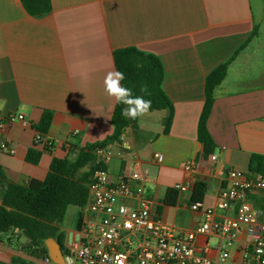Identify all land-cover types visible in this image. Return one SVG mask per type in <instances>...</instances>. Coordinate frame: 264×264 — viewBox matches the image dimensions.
<instances>
[{"label": "crops", "instance_id": "1", "mask_svg": "<svg viewBox=\"0 0 264 264\" xmlns=\"http://www.w3.org/2000/svg\"><path fill=\"white\" fill-rule=\"evenodd\" d=\"M263 5L264 0H52L49 14L33 17L21 0H0V123L10 114L24 115L23 121L0 131V143L14 150L8 154L0 149L8 181L23 187L43 181L54 159H74L78 150L114 134L117 103L104 92L103 80L108 71L118 70L116 51L137 48L157 56L164 66L163 89L174 107L170 131L165 133L167 111H148L137 129L125 130L121 144L107 147L108 155L97 154L98 161L106 164L115 183L137 167L152 214L177 233L195 230L205 220L202 211L191 208L195 185L206 184L202 202L215 208L228 185V171L252 173V156H264ZM246 43L215 91L208 129L216 149L206 154L198 128L207 78ZM46 111L53 120L43 139L52 142L51 149L38 142L36 129ZM31 149L42 152L36 165L27 161ZM157 153L163 155L161 163ZM189 162L194 163L191 172L185 169ZM178 184L186 191L178 190ZM171 189L178 194L168 203ZM248 199L264 224V191ZM76 209L83 218V209ZM237 209L219 211L215 220L235 218ZM78 223L73 236L82 220ZM19 235L14 232L13 245L8 238L0 240V264H14L16 258L54 264L27 253V240ZM227 242L218 235L198 237L212 259L229 251L224 264H244V253L251 249L247 227H241L231 247Z\"/></svg>", "mask_w": 264, "mask_h": 264}, {"label": "built area", "instance_id": "2", "mask_svg": "<svg viewBox=\"0 0 264 264\" xmlns=\"http://www.w3.org/2000/svg\"><path fill=\"white\" fill-rule=\"evenodd\" d=\"M23 120V114H10L0 123V131L4 132L9 123ZM40 140L52 146V142L38 135ZM0 149L14 153L5 141L0 143ZM97 154L109 152L106 148ZM155 159L161 163L163 155L157 153ZM216 159L217 155L213 154L212 160ZM193 168V162L185 167L187 172ZM227 176L228 185L221 190L215 208H205L203 202L191 205L192 210L204 213V222L193 231L177 233L152 214L151 201L143 186L145 178L137 167L119 183L111 180L108 170L95 171L87 185L88 201L83 209L82 226L66 246L69 251L66 259H73L77 264H224L230 252H222L216 261L207 254L208 248L198 243V237L222 236L231 247L237 232L246 226L251 249L247 248L244 253V264H264V224L254 203L248 199L251 193L264 191V175L230 169ZM176 188L187 189L182 184ZM129 201H135V206ZM233 206H238L235 218L215 220L217 212ZM46 262H52L50 257Z\"/></svg>", "mask_w": 264, "mask_h": 264}, {"label": "trees", "instance_id": "3", "mask_svg": "<svg viewBox=\"0 0 264 264\" xmlns=\"http://www.w3.org/2000/svg\"><path fill=\"white\" fill-rule=\"evenodd\" d=\"M24 8L33 17H42L52 11V0H21ZM244 44L234 56L226 63L217 67L206 81V103L202 112L198 137L204 145L205 153L212 154L216 144L208 129L214 103L215 91L224 82L228 75L230 64L235 60L240 51L246 47ZM116 66L125 74V80L121 83L133 89L134 95H140L141 84L146 83L151 92L145 99L151 100L149 111H167L164 120L165 133H169L174 117V107L163 89L164 66L161 60L153 55L144 53L137 48H124L115 52ZM122 104H117L112 122L114 134L102 142L90 145L78 150L74 159L70 156L64 159H54L47 177L43 180H32L28 187H23L8 181L0 166V240L8 238L10 245L17 243L14 232L27 240L23 249L38 259L49 257L46 240L56 239L62 246L65 255L69 251L65 245L66 234L61 226L66 217L69 206L84 209L88 201V183L92 174L99 170H107L104 162L98 161L97 151L106 149L111 144H121L122 135L128 128L137 129L139 118L131 120L121 115ZM53 114L44 112L36 129L39 134L45 136L51 126ZM43 143V140L39 141ZM46 149H51L49 144ZM42 152L31 149L27 155V161L38 164ZM250 171L264 175V156L254 154L251 158ZM206 192V184L199 182L195 185L192 202H202ZM176 189L168 192L166 202L169 203L171 195H177ZM82 220V212L78 216V224ZM8 235H10L8 237ZM16 245V244H15ZM14 264H27L21 259H14Z\"/></svg>", "mask_w": 264, "mask_h": 264}, {"label": "clouds", "instance_id": "4", "mask_svg": "<svg viewBox=\"0 0 264 264\" xmlns=\"http://www.w3.org/2000/svg\"><path fill=\"white\" fill-rule=\"evenodd\" d=\"M125 74L119 70L108 71L103 80L104 92L113 98L117 104H122L121 115L124 118L136 120L148 113L151 108V100L145 99L151 92L146 83L139 88L140 95H134L133 89L121 83L125 80Z\"/></svg>", "mask_w": 264, "mask_h": 264}, {"label": "rangeland", "instance_id": "5", "mask_svg": "<svg viewBox=\"0 0 264 264\" xmlns=\"http://www.w3.org/2000/svg\"><path fill=\"white\" fill-rule=\"evenodd\" d=\"M264 8V5H263ZM78 210L76 207H70L67 211L64 222L61 226L66 231L65 245L67 246L69 240L73 237V232L76 230L78 220ZM67 257V255H66Z\"/></svg>", "mask_w": 264, "mask_h": 264}, {"label": "water", "instance_id": "6", "mask_svg": "<svg viewBox=\"0 0 264 264\" xmlns=\"http://www.w3.org/2000/svg\"><path fill=\"white\" fill-rule=\"evenodd\" d=\"M46 246L49 251V257L54 264H67L66 255L61 244L54 238L46 240Z\"/></svg>", "mask_w": 264, "mask_h": 264}]
</instances>
